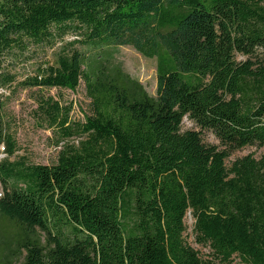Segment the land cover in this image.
<instances>
[{
  "label": "trees",
  "instance_id": "obj_1",
  "mask_svg": "<svg viewBox=\"0 0 264 264\" xmlns=\"http://www.w3.org/2000/svg\"><path fill=\"white\" fill-rule=\"evenodd\" d=\"M70 33L72 44L154 59L155 96L74 49L17 81L13 63L30 45ZM81 79L84 123L43 101L59 140L78 144L49 166L0 161V221L13 231L0 234L22 264H264V154L225 165L264 147V0H0V91L74 92ZM185 117L200 132H182ZM0 145L16 151L1 97ZM187 212L207 261L183 238Z\"/></svg>",
  "mask_w": 264,
  "mask_h": 264
},
{
  "label": "rangeland",
  "instance_id": "obj_2",
  "mask_svg": "<svg viewBox=\"0 0 264 264\" xmlns=\"http://www.w3.org/2000/svg\"><path fill=\"white\" fill-rule=\"evenodd\" d=\"M76 39V36L70 33L58 38L51 46L30 45L24 60L13 63L12 71L15 73L17 81L33 77L40 67L43 69L46 65H54L61 51L74 49L82 53L88 63L100 61L101 67L109 71L119 69L123 75L137 81L148 96H155L157 78L154 59L142 57L131 47L90 48L80 44H72ZM246 59L243 56L236 57L237 61H245ZM0 97L3 103L6 131L16 144V151L11 157L4 154L2 145H0V161L15 162L23 159L27 164L49 166L56 162L61 149L78 144L81 138L59 140L56 127H49L48 122L44 119L47 116V106L43 102L47 101L48 98L57 102L62 108L70 107L69 119L72 123H84L85 117L91 114L90 99L86 95V87L82 79L74 92L56 88L23 89L15 87L11 90L0 91ZM181 131L200 132V129L185 117L181 123ZM201 139L206 145H214L220 150L223 149L210 131L202 130ZM263 154L264 147H244L231 152L225 161V165L229 168L237 159L248 155L258 159ZM184 225L183 238L185 242L199 253L202 260L211 259L209 248L195 242L194 219L190 212L186 213ZM5 228L9 232H13L11 228H7L0 221V231ZM24 256V252H20L8 238L0 234V264H22ZM212 264L221 263L213 261ZM231 264H243V262L238 257H234Z\"/></svg>",
  "mask_w": 264,
  "mask_h": 264
}]
</instances>
